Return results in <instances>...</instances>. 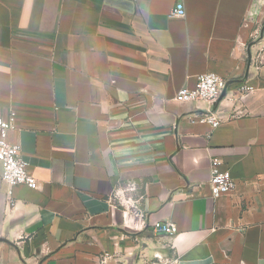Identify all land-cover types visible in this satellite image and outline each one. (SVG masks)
<instances>
[{"label": "crops", "instance_id": "crops-1", "mask_svg": "<svg viewBox=\"0 0 264 264\" xmlns=\"http://www.w3.org/2000/svg\"><path fill=\"white\" fill-rule=\"evenodd\" d=\"M210 72L216 129L175 100ZM11 113L37 187L0 161V264H264V0H0Z\"/></svg>", "mask_w": 264, "mask_h": 264}, {"label": "built area", "instance_id": "built-area-1", "mask_svg": "<svg viewBox=\"0 0 264 264\" xmlns=\"http://www.w3.org/2000/svg\"><path fill=\"white\" fill-rule=\"evenodd\" d=\"M174 15L184 18L186 15L183 4H178ZM226 80L215 73H205L198 77L196 88L191 90L183 88L178 92L175 100L195 105L196 121L209 125L212 129L223 123V118L215 111L216 105L226 89ZM240 91L247 95L254 91L253 86L245 85ZM17 130V121L14 113L9 116H0V161L3 165L2 181L8 186V196H12L15 187L26 186L34 189L37 181L29 171V165L23 158L21 146L10 139L12 132ZM221 162L217 159L211 161V176L209 186L212 197L218 198L236 188V183L227 171L220 170ZM155 231L161 234L174 236L175 226L171 223L155 224Z\"/></svg>", "mask_w": 264, "mask_h": 264}, {"label": "water", "instance_id": "water-1", "mask_svg": "<svg viewBox=\"0 0 264 264\" xmlns=\"http://www.w3.org/2000/svg\"><path fill=\"white\" fill-rule=\"evenodd\" d=\"M227 87H228V85L226 86V89H227ZM226 89H225V91H224V93H223V95H222V97H221V98H223V97L225 96Z\"/></svg>", "mask_w": 264, "mask_h": 264}]
</instances>
